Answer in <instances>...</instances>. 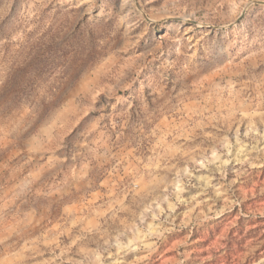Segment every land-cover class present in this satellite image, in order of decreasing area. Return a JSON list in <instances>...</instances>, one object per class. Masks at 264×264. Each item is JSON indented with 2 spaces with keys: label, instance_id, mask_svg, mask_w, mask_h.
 <instances>
[{
  "label": "rangeland",
  "instance_id": "obj_1",
  "mask_svg": "<svg viewBox=\"0 0 264 264\" xmlns=\"http://www.w3.org/2000/svg\"><path fill=\"white\" fill-rule=\"evenodd\" d=\"M0 264H264V0H0Z\"/></svg>",
  "mask_w": 264,
  "mask_h": 264
}]
</instances>
